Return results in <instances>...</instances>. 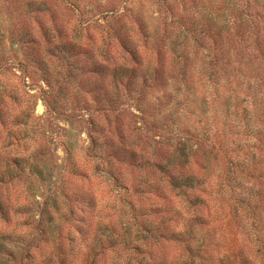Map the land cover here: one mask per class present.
I'll use <instances>...</instances> for the list:
<instances>
[{"label": "rangeland", "instance_id": "374dc122", "mask_svg": "<svg viewBox=\"0 0 264 264\" xmlns=\"http://www.w3.org/2000/svg\"><path fill=\"white\" fill-rule=\"evenodd\" d=\"M95 61L105 71L87 67ZM123 66L149 86L113 88ZM105 88L122 109L111 120L138 150L150 149V123H189L220 132L228 160L246 164L231 175L222 151L198 146L196 186L160 197L148 187L159 170L111 159L104 136L89 152V119L104 126L110 113L89 106ZM41 90L60 112L40 163L21 167L7 143L45 116ZM1 102L0 241L11 251L0 264H264V0H0Z\"/></svg>", "mask_w": 264, "mask_h": 264}, {"label": "trees", "instance_id": "16d2710c", "mask_svg": "<svg viewBox=\"0 0 264 264\" xmlns=\"http://www.w3.org/2000/svg\"><path fill=\"white\" fill-rule=\"evenodd\" d=\"M124 52L128 54V56L135 57V60L137 61L138 58V50L136 48H133L130 42H124L123 43ZM64 49V48H61ZM65 50V49H64ZM142 60V59H141ZM46 62V60H44ZM140 62V61H139ZM48 63L46 62L45 65ZM142 65V63H140ZM88 68H91V70L94 73H101L105 71L106 67L105 64L99 61H95L94 63L87 64ZM85 67H82L84 70ZM140 68V66L138 67ZM90 71V70H89ZM45 73L48 74V72L45 70ZM48 80V79H46ZM150 77L146 72L140 74L139 69L132 70L127 66H123L118 75H116V78L113 79L112 85L115 89H121L123 88L126 93L125 95L131 94L132 90H134L135 87H139L143 85H148L150 82ZM48 86L53 87V83L50 81L47 82ZM110 89L109 87L107 88ZM105 88L104 92L101 94V96H97L96 100L99 102V104H109V107H102L99 106V108L93 109L91 111L90 106V114L92 113L97 114L101 110H105L110 112L113 116H110V113H104L106 115V122L107 124L100 125L94 118L89 119L91 123V127L87 132V136L89 139V152H93L96 150H101L100 145V139L102 136H104V140L106 141L108 147H109V157L111 159L117 160V162H120L121 164H132L134 166H139V164H144L151 169H157L159 170L160 180L158 182H149L148 187L150 189H153L154 192L158 193V195L162 198H169L170 194L169 189H179V190H187L192 189L196 186L198 182V178L194 172L193 169V163L195 159V152L198 151L197 147L201 146V148H208L211 151L215 152H223L225 158V162H227L228 166L232 169L230 171L231 175L235 173V170L237 169L235 167L240 168L241 165L246 164L245 161H242L241 159H237V161H231V159L228 160L227 152L228 148H223L224 141L217 138V134L220 132L211 131L210 127L200 129L198 126H195L193 124H185V125H179L176 127V129L171 128L170 131L168 130L169 127H165L164 125H157L152 124L147 127V133L149 134V146L150 149L147 152H142L137 149L136 144L137 141L128 143L125 141V139H129V135L127 132H125V129L115 125L114 122L111 120V117L117 118L119 113H121V105L118 106V101L114 100V96H112L111 93H106ZM49 91L47 90H41L40 91V98H42L47 106V111L45 116L39 117V123L36 128H33V133L30 136H26L25 138H21L16 132L13 133L10 138V140L6 141L7 146L13 145L17 148V150L11 155L10 157H7L8 162L15 163V165H20L23 162L31 161L30 163L32 166H37L38 162L40 163L39 155H42V153H39L36 151L37 147L39 146L38 143L40 142L39 139H41V136H47L49 130L47 129V125L52 121V116H57V114L60 112L53 108L51 106V103L54 102L53 94H50V99L48 97ZM118 98H121V95L118 93ZM118 99V100H119ZM6 105L5 103L0 104V135L2 134L1 130L5 127V113L7 112V107H3ZM58 109H60L58 107ZM85 109V108H84ZM61 110V109H60ZM84 116V115H83ZM44 117V118H43ZM41 118L44 119L41 120ZM42 121V122H41ZM161 125V126H160ZM153 133H149L152 132ZM14 132V131H13ZM158 132V133H156ZM117 135L119 138V142H117ZM159 136V137H158ZM49 137V136H47ZM161 138V139H160ZM18 140V142H14L12 140ZM26 140L28 141L29 148L26 149V153H30L27 156H24L20 151V147L22 146V141ZM242 142V141H241ZM255 145V144H254ZM40 147V146H39ZM250 151L249 155L255 156V153L253 151V145H250ZM12 149V150H13ZM15 150V149H14ZM29 150V151H27ZM207 150V149H206ZM39 151V148H38ZM38 155V159L37 153ZM24 153V154H26ZM248 155V156H249ZM236 156H239L238 154ZM36 157V158H35ZM250 157V156H249ZM100 158V157H98ZM251 160V159H250ZM108 164L110 162H107ZM234 166V167H233ZM22 167V166H21ZM97 169H99V163H97L96 166ZM241 170V169H240ZM103 171V170H102ZM243 171V170H242ZM40 172H42V169H40ZM104 174L111 175V170L103 171ZM247 176L253 177L252 173H246ZM114 179L117 177V175L113 176ZM115 180V179H114ZM0 181H3L1 175H0ZM228 186V185H227ZM226 188V187H225ZM152 191V192H153ZM0 213L5 214V209L3 207V201L0 200ZM58 250H61V245L59 244ZM11 251L10 247H8L5 242L0 241V254L7 255ZM60 264H70L66 261L65 257L58 256Z\"/></svg>", "mask_w": 264, "mask_h": 264}]
</instances>
